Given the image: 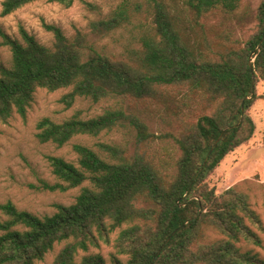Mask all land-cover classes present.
Returning a JSON list of instances; mask_svg holds the SVG:
<instances>
[{"label":"trees","instance_id":"16d2710c","mask_svg":"<svg viewBox=\"0 0 264 264\" xmlns=\"http://www.w3.org/2000/svg\"><path fill=\"white\" fill-rule=\"evenodd\" d=\"M32 1L1 0V15ZM51 1L69 6L73 0ZM144 3L133 7L151 12L152 33L121 58L99 49L97 40L129 22L127 4L92 21L89 33L73 37L46 24L54 36L51 46L23 28L18 40L0 27L11 53L10 65H0V120L13 113L25 118L37 89L68 88L60 99L66 106L78 98L112 99L119 105L88 119L43 117L36 124L40 142L63 147L76 135L95 136L126 122L144 144L152 133L123 109L128 99H161L180 124L172 135L180 151L176 156L157 158L145 150L130 155L109 143L98 146L106 158L80 143L72 145L77 164L51 156L59 181L44 187L62 192L80 187L79 194L43 217L10 201L0 204V264H37L60 243L52 264H106L100 254L77 260L80 251L100 243L112 246V264H264L258 254L238 246L241 240L262 244L253 227L262 230L263 225L248 195L237 185L218 193L207 181L223 158L254 134L249 109L260 98L256 83L264 80V0L255 8L248 0ZM249 22L250 31L239 35ZM192 103L199 111L188 122ZM211 231L221 237L210 238Z\"/></svg>","mask_w":264,"mask_h":264},{"label":"rangeland","instance_id":"374dc122","mask_svg":"<svg viewBox=\"0 0 264 264\" xmlns=\"http://www.w3.org/2000/svg\"><path fill=\"white\" fill-rule=\"evenodd\" d=\"M136 1L144 3V0H73L71 5L65 6L51 0H35L2 16L0 0V27L18 40H21L20 30L23 28L41 44L51 46L54 36L52 31L45 27L46 24L57 26L67 37H73L78 31L89 33L92 21L106 19L127 4L129 22L97 40L99 49L121 58L122 55H127L128 50L140 48V38L152 33L151 12L145 8L135 11L133 5ZM248 1L252 8H255L260 0ZM252 25V22L247 23L244 32H239V35L245 36ZM10 62V49L0 37V65L9 66ZM255 88L260 98L255 100L249 109L255 123L253 136L229 152L207 181L218 193L237 185L248 195L249 202L263 225L262 230L253 227L262 244L258 246L241 240L238 246L242 252L252 251L264 259V80H259ZM67 91L68 88L55 91L37 89L25 118L13 113L7 120H0V204L10 201L20 210L43 217L53 214L56 204L73 203L80 187L62 192L58 189H47L44 185H54L59 181L52 172L49 161L51 156H62L77 164V156L72 150L75 143L90 146L105 158L108 154L98 149L100 143L125 147L130 155L139 150H145L157 158L170 152L174 156L180 153L175 150L172 138V135L179 132L180 124L165 111L161 99L152 98L128 99L121 104L127 113L140 117L148 126L152 136L144 144L139 145L135 128L126 122L124 126L112 131H102L95 136L76 135L63 147H58L52 142H40L36 137V124L43 117L57 122L73 116L88 119L119 106L116 100L112 99L94 103L86 98H78L71 106H66L60 99ZM198 105L192 103L193 112L186 118L188 122L194 120L195 113L199 111ZM87 184L88 182L85 183ZM143 205L148 206L147 203ZM116 234L117 232L113 233L111 238H115ZM209 237L218 239L221 235L211 231ZM62 245L63 243L56 244L37 264H52ZM112 252L110 244L100 243L99 247L91 246L87 252L80 251L77 260L92 253L100 254L106 264H112Z\"/></svg>","mask_w":264,"mask_h":264},{"label":"water","instance_id":"95a60500","mask_svg":"<svg viewBox=\"0 0 264 264\" xmlns=\"http://www.w3.org/2000/svg\"><path fill=\"white\" fill-rule=\"evenodd\" d=\"M251 62H252V61H250V65H251ZM220 137H221V135L219 136L218 140L220 139ZM213 147H214V145L212 146L211 150L213 149ZM211 150H210V151H211Z\"/></svg>","mask_w":264,"mask_h":264}]
</instances>
